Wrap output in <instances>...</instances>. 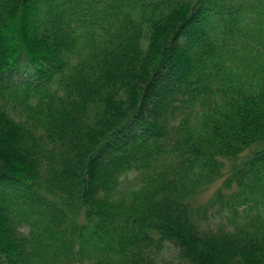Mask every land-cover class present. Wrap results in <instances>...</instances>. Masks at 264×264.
Masks as SVG:
<instances>
[{"label":"trees","instance_id":"16d2710c","mask_svg":"<svg viewBox=\"0 0 264 264\" xmlns=\"http://www.w3.org/2000/svg\"><path fill=\"white\" fill-rule=\"evenodd\" d=\"M260 203L264 2L0 0V264H264Z\"/></svg>","mask_w":264,"mask_h":264},{"label":"rangeland","instance_id":"374dc122","mask_svg":"<svg viewBox=\"0 0 264 264\" xmlns=\"http://www.w3.org/2000/svg\"><path fill=\"white\" fill-rule=\"evenodd\" d=\"M241 2L247 3V2H252L253 4L258 3L259 1L264 2V0H240ZM252 42V41H251ZM135 179V174H131L129 179L124 183L125 185H128L129 183L131 186L136 187V181ZM222 185V180L217 182L215 186L210 190V192H204L201 197H197L199 202H205L207 199H209L213 195V191L216 187H219ZM130 186V187H131ZM260 205L264 208V204L260 203ZM211 220L213 222H227L226 218V212L223 211V213H216L211 216ZM169 246L165 248V250L162 253L161 256V261L163 264H182L181 259L178 257L176 251L177 248L173 245V243L168 242Z\"/></svg>","mask_w":264,"mask_h":264}]
</instances>
